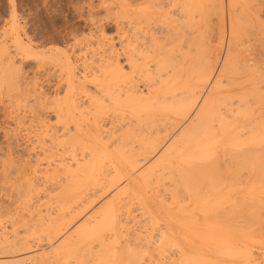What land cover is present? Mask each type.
Returning <instances> with one entry per match:
<instances>
[{"label": "bare ground", "instance_id": "bare-ground-1", "mask_svg": "<svg viewBox=\"0 0 264 264\" xmlns=\"http://www.w3.org/2000/svg\"><path fill=\"white\" fill-rule=\"evenodd\" d=\"M223 1L226 30L216 25V37L205 4L222 15ZM103 9L114 33L94 20L96 39L78 50L82 72L53 47L62 89L48 100L25 82L52 108L35 134L52 152L22 175L23 194L13 190L23 205L0 198V264H264L234 240L264 229V1L119 0ZM225 33L218 59L211 42ZM23 42L25 57H40ZM0 71L6 96L21 81ZM40 178L51 181L50 211L27 203Z\"/></svg>", "mask_w": 264, "mask_h": 264}, {"label": "rangeland", "instance_id": "rangeland-1", "mask_svg": "<svg viewBox=\"0 0 264 264\" xmlns=\"http://www.w3.org/2000/svg\"><path fill=\"white\" fill-rule=\"evenodd\" d=\"M102 1H104V2L102 3ZM118 1L119 0H0V52H1L0 53V60H1L0 61V70H2L4 72V74L5 73L7 74L6 79L8 77L10 79L11 78L14 79L13 77H16V80L18 79V82L21 81V82H19L20 83L19 87L17 86V84L14 85L15 86V88H13L14 90H11L12 93L10 92V94L6 95L7 97L5 96V94H7L5 89L3 91L1 89V91H0V188H1L0 189V198L6 199V200H8V198H9V200L11 199L13 201L12 198L15 197L14 198V205H16L17 203H19L17 205V207L20 204L23 205L22 204L23 196L21 195L20 191H16L19 194V197H18L19 201H18V199H16L17 193L16 192L14 193V191L19 190L20 187L24 188L23 185H25V184H22V182L24 183L25 180H24L22 175L29 173L30 172L29 169L31 170L34 167H36L38 169L43 168V166L46 165V162L50 159L51 153L49 151L52 152L49 139L47 140V137L45 135H44L45 137L42 136L43 137L42 140L38 136H36L37 135L36 131H38V129H39L38 123L36 120L38 118H40V119L42 118V119H44V121H45V119L53 121L54 116L51 113L52 108H51V106L49 108V105H45V106L43 105L44 106L43 107L42 102L37 100V98L34 99L33 95H31L30 93H27L26 88L29 85L27 86L26 85L27 83H25V82L29 83L31 80L37 81L36 82L37 88L38 89L40 88V91H42V93L45 94L47 99L50 97L48 100H51L53 94H55V92L58 91V89L59 90L62 89L59 87L64 86V84H63L64 79L63 78H65V70L62 66H60L61 64H59V62L57 63L56 60L54 61V59L49 57V55L52 54L51 53L52 50H54V48L56 47V49L59 48V50L60 49H61V51L64 50L68 55H71L70 57L72 58V62H74L73 64L75 66V72L76 73L82 72V69L84 68L83 67L84 61H83L82 56L79 57V54H78L79 48L81 49V47H83V45H85L90 39L91 40L96 39V37H95L96 32L93 31V27H92L93 26L92 23H94L95 21L102 28V30L105 32V34H107V36L113 35L114 29H113L112 24L110 23V22H112L111 17L109 15L110 13H105L103 8L105 7V5L109 6V7L110 6L114 7V5H116L118 3ZM11 3H13V4H11ZM205 3H207V2H205ZM237 5L239 6L240 4H237ZM225 7H226V5L224 4V1H223V8H222L223 14L218 15L219 10L218 11L216 10L217 9L216 6H214L213 7L214 9H213L212 7L210 8V3L205 4V8L208 10L207 11L205 9V12H206L205 14L207 15V16L205 15L207 17V18L205 17V20H206L205 25L207 27L209 24L212 27V28L208 27L207 29L208 30H209V28L212 29L209 31H211L213 33V35H215L218 32V28L216 30V25L219 26V24H220V26L222 25L224 27V30H226L227 7L226 8ZM209 9H211L212 11ZM90 10H93V11H90ZM88 12H90V13H88ZM213 12H214L215 16L213 15ZM209 21H211V22H209ZM214 21H215V23H214ZM12 22H13V24L15 23L16 25L14 24V26H12ZM13 35H14V37H13ZM223 36H225V37H223V39H224L223 42H221V41L219 42L216 40L217 42H219V45L216 44L217 42L214 39L211 42L212 45L214 46V47L212 46L213 49L221 47V50H220L221 52L219 50L215 52L217 55L219 53H221V54H219L220 56L218 55V59L222 58L226 33ZM216 37H218V33H217ZM216 37H214V38H216ZM17 39L20 42L21 41L25 42V43L23 42L22 45H26L27 43H29L31 45V47L33 48V50L36 52V54H39L40 57L42 56L41 57L42 60L40 59V57L38 58L36 56H34V57H27L26 56L25 57L24 54L22 53L23 52L22 47H21V49L19 47V45L21 46V44H19V43L17 44ZM214 43H215V45H214ZM221 43H222V46H220ZM29 44H27V45H29ZM17 45H18V47H17ZM50 49H51V51H50ZM98 49H99V51L101 50L100 47ZM96 52H98V50H96ZM100 52H98V53H100ZM44 57H45V59L43 60ZM24 58H26V59H24ZM46 59L51 60V61H48ZM89 61L90 60L88 59V61L86 60L85 62L88 63ZM1 67H2V69H1ZM12 73H13V76H12ZM20 78L22 80H20ZM32 78H34V79H32ZM57 81H59V82H57ZM25 85H26V87H25ZM55 85H57V86H55ZM21 86L22 87L24 86L25 88L24 87L22 88ZM17 87L20 89V91L18 90ZM15 90L18 91V93H16ZM22 96H24V97L22 98ZM29 96H31V97H29ZM16 98L19 100L17 101ZM34 111H35V113H34ZM39 113L42 115L43 114H45V115L38 116ZM43 117H47V118H43ZM25 129H27V130H25ZM5 133H7V134H5ZM34 137H37V138H34ZM5 138H7V139H5ZM47 141H48V143H47ZM9 143H11V144L8 146ZM38 143L39 144L41 143V144L39 145ZM56 157L54 156L53 158H56ZM34 159H36V160H34ZM17 168H19V170L22 169L24 171V172L21 171L22 174L20 173L22 176L21 178L19 176L20 174L17 173V171H18ZM15 169H17V170H15ZM18 172H20V171H18ZM22 178L24 181L21 180ZM37 180L38 179H36V181ZM40 181H41V183H40ZM43 181H44L43 178H40L38 180V185L40 186L39 187L37 185L39 188L36 187V189L38 191L36 189H35L36 191H33L34 189L28 190L30 192L27 191L29 196L31 195L30 199H28L29 198L28 195H27L28 196L27 198L25 197L26 200L28 199L27 200L28 206H30L31 209L33 207V209H35L36 211H39L40 209H41L40 211H45V210L47 211V208L50 211V209L53 207L52 202L51 201L49 202V199L47 197L43 196V195H45L46 192H48V188L51 186L50 185L51 181H49V182L47 181V183H46V181H45V183ZM18 185H19V187H18ZM22 189H20L21 192L23 191ZM10 194H11L12 198L10 197ZM22 194H23V192H22ZM108 194H109V192L108 193L106 192V195L104 194L105 196L102 195L99 198V200L97 199L94 203H92L86 209L85 213H83V214L88 215L91 213L90 211H93V209H95V208L98 209L100 204H102V202H104L106 200V198H108L109 195L112 193H110L109 195ZM5 195H8V196H5ZM20 195H21V197H20ZM39 196H41V197H39ZM6 197H8V198H6ZM15 199L17 201H15ZM97 204H98V206H97ZM41 205L43 207H41ZM49 205H50V208H49ZM95 205L98 208L95 207ZM27 208H29V207H27ZM31 209L29 208L30 211H31ZM259 209H260L259 211H261L263 209L261 211L262 213L260 212L261 213L260 218L262 219V218H264V214H263L264 208H259ZM29 210L24 209L23 211L25 213L26 212L30 213ZM261 219L259 221V225L262 224ZM136 220H137V218H136ZM73 224L74 223H72L71 226H73ZM244 224L246 225V227H248L247 222ZM71 226H70L69 231H71V229L74 228V226L72 228H71ZM257 226H258V223H257ZM263 230H262V232L259 230L261 234H264ZM69 231L67 233H69ZM259 231L253 232L254 233L253 237H254V235H256L255 233H257V235H256L257 237L253 238L252 234H251V237L253 239L256 238V240H257V238H258L257 241L260 240L259 242H257V243L255 242L253 244L251 243L252 240H250L248 242V238H251L250 236L249 237H243V236L241 237L239 234V236L241 238H239V237L236 238L238 236V234H236V235L233 234V236L234 235L236 236L234 240H236L241 245L245 244L246 246H248V244H249V247L255 253L256 258H257V256H261L260 258H258V260L262 259V257H264V252H263L264 251V237L261 236V234H259ZM64 233L65 232H63V234ZM65 234H64V236L62 235L63 237H60V239L64 238L67 235V234L66 235ZM243 238H245V240H247V241H245ZM242 239H243V241H242ZM37 243H38V245H40V246H38V248L41 249L42 247L47 246L48 241L47 240H41ZM261 243L263 246H261ZM262 254H263V256H262ZM259 261H262V260H259Z\"/></svg>", "mask_w": 264, "mask_h": 264}]
</instances>
